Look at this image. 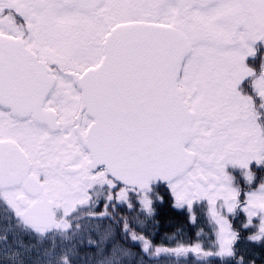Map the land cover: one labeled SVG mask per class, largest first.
Returning a JSON list of instances; mask_svg holds the SVG:
<instances>
[{"label":"snow or ice","instance_id":"obj_1","mask_svg":"<svg viewBox=\"0 0 264 264\" xmlns=\"http://www.w3.org/2000/svg\"><path fill=\"white\" fill-rule=\"evenodd\" d=\"M162 253L264 264V0H0V264Z\"/></svg>","mask_w":264,"mask_h":264},{"label":"trees","instance_id":"obj_2","mask_svg":"<svg viewBox=\"0 0 264 264\" xmlns=\"http://www.w3.org/2000/svg\"><path fill=\"white\" fill-rule=\"evenodd\" d=\"M163 195L165 196V204L157 209L158 225L154 227L149 223L143 231L140 228L137 231L149 238L154 246L160 245L159 247L173 248L181 242L190 243L195 241L196 232L198 231L197 226H191L184 213L172 210L168 194L164 193ZM200 226L203 227V224ZM134 227L138 228L136 225ZM165 256L170 258V254L162 253L160 260ZM190 261H193V259ZM214 264H219V261H215Z\"/></svg>","mask_w":264,"mask_h":264},{"label":"flooded vegetation","instance_id":"obj_3","mask_svg":"<svg viewBox=\"0 0 264 264\" xmlns=\"http://www.w3.org/2000/svg\"><path fill=\"white\" fill-rule=\"evenodd\" d=\"M164 193H167V192L162 190V194H164ZM98 211H101V212L104 211L103 203L100 204V206H99V208H98ZM124 211L126 212V210H124ZM190 225L192 226V224H190ZM139 228H140V227L138 226V228H136V230H138ZM141 234H142V233H141ZM121 243H124V242L121 241ZM126 246H128V245L126 244ZM157 246L159 247L160 245H157ZM173 248H175V247H173ZM132 250H133L134 252H137V253L140 252V248H139L138 245H134V246H132ZM80 255H81V257H83L84 252L81 251ZM170 257H172V259L177 260L176 257H173V256H171V255H170ZM160 259H161L160 256H159V257H153L152 260H151V262L156 263V262H158V260H160ZM173 261H174V260H173ZM151 262H150V264H151ZM146 264H149V262L146 261Z\"/></svg>","mask_w":264,"mask_h":264},{"label":"rangeland","instance_id":"obj_4","mask_svg":"<svg viewBox=\"0 0 264 264\" xmlns=\"http://www.w3.org/2000/svg\"><path fill=\"white\" fill-rule=\"evenodd\" d=\"M173 260H172V257L168 258L167 256H165L164 258L162 257V260H158V262L156 263L151 262V264H175L176 260L175 259ZM189 264H196V261L193 259V261H190Z\"/></svg>","mask_w":264,"mask_h":264}]
</instances>
